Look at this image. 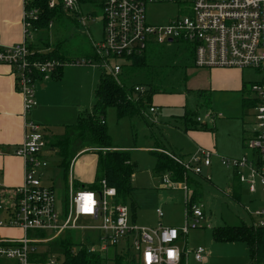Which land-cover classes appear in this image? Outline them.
I'll list each match as a JSON object with an SVG mask.
<instances>
[{
  "label": "built area",
  "instance_id": "1",
  "mask_svg": "<svg viewBox=\"0 0 264 264\" xmlns=\"http://www.w3.org/2000/svg\"><path fill=\"white\" fill-rule=\"evenodd\" d=\"M33 1L22 0L23 40L0 48V63L13 68L24 115L37 104V81L53 77L57 68L65 64L56 59L32 58L33 51L28 47L32 42L30 30L40 14ZM155 3H174L180 13L164 24H152L146 19V6ZM58 4L67 15L80 13L78 0H47L49 8ZM101 12L102 36L99 43L92 44L94 57L69 62L72 65L88 64L118 81L126 56L141 53L153 43L182 41L191 48L194 67L250 69L258 75L249 85L253 93L249 99L254 101L251 107L254 126L243 143L252 153L249 157L220 156L219 160L222 166L238 175L249 193L255 192L257 187L264 193V0H103ZM53 21L48 22V27ZM134 90L142 92L143 88L137 86ZM157 110L153 105L147 113ZM213 118L214 115L207 111L204 117L196 120L212 121ZM24 127L23 139L13 150L23 161V181L14 188L13 198L0 202V212L5 215L0 217V227L20 228L22 235L0 239V258L16 264H62L57 255H50L44 261H36L31 255L39 251L40 243L65 230L91 229L97 236L95 239L87 237L89 252L104 253L114 246L124 245L129 239L140 264H182L189 251L182 250L178 243L185 240L189 230L199 228L204 219L200 205L190 202V189L185 179L188 174L201 175L202 169L210 165L212 151L198 148L185 158L167 153L182 165L184 180L174 182L166 173L161 176V183L181 185L186 199L185 222L180 227H145L130 220L128 206L117 202L114 188L105 180H101L97 189L72 190L70 187L65 201L58 205L53 187L42 180L48 166L45 132L30 120H25ZM156 212L162 216L159 209ZM254 215L260 217L254 226L264 228V210H255ZM82 217L94 223L78 224ZM30 231H33L31 235ZM204 253L201 246L193 249L198 262L203 261Z\"/></svg>",
  "mask_w": 264,
  "mask_h": 264
},
{
  "label": "rangeland",
  "instance_id": "2",
  "mask_svg": "<svg viewBox=\"0 0 264 264\" xmlns=\"http://www.w3.org/2000/svg\"><path fill=\"white\" fill-rule=\"evenodd\" d=\"M179 11L174 3L149 4L146 6V19L152 24H164L178 15ZM101 14L96 2L86 1L80 4L79 14L72 13L68 15L70 18L60 22L54 19L53 25L42 31L30 30L32 42L38 44L41 39L48 41L51 47L60 44L63 50H69L65 51L68 54H64L65 64L61 78L49 79L44 89L36 90L37 97L39 95L42 97V100H39L40 114L36 121L43 125H55L52 128H42L48 143V151L45 153L48 166L44 170L42 180L45 185L53 187L58 205H62L68 195V183L73 180L71 176L76 175L74 169L77 164L90 161L84 166L89 172L91 161L94 159L93 152L82 153L71 162L68 173H64L56 150L49 146V139L51 134L62 133L65 125L75 123L78 110L79 112L92 110L93 91L101 73L100 69L88 64L72 65L69 62L86 61L93 57L90 56V53H93L92 44L99 43L102 36ZM147 55L157 66L153 73L154 78L158 77V83L162 88H172L173 92L168 95H154L152 103L159 105L157 106L159 111L148 114L146 110L143 113L144 117L117 118L115 109L107 108L105 126L112 143L129 149L131 161L136 164L132 182L134 189L130 200L126 202L129 208L131 202H134L132 215L129 211L130 215L135 217V223L139 226L157 227L160 224L180 227L185 222L186 214L184 190L181 185H164L161 183V176L154 175L155 159L146 150V146H150L151 150L165 153L173 150L171 151L173 153L186 154L194 150L195 143L188 132H185L181 125L176 124H179L178 120L181 119L185 108L191 112L197 110L194 115L196 117H204V111L200 108L196 109L201 100L196 95L201 80L193 69H185L193 66L191 48L185 42L153 43L147 48ZM242 76L249 82L247 83L249 93L248 91L247 93L251 98L253 93L249 84L258 75L253 70L244 69ZM209 106L214 111V122L209 121L208 125L210 128L214 125L217 134L216 154L230 158H238L242 155L249 157L252 152L242 147L241 141L238 145H233L228 134L232 132L233 135L238 130L242 118L247 123L248 131L251 132L254 126V112L251 106H243L240 97L230 99L220 93L210 94ZM47 131L49 133L46 134ZM200 176L204 177L202 193L194 203L200 205L204 219L200 221L199 228L188 231L185 236L186 241L180 240L178 243L182 250L189 251L182 264H252L248 247L243 241L215 238L213 230L219 226L239 225L242 222L257 223L260 217L254 215V211L264 210V193L259 187L253 193H249L243 187L239 199L230 196L228 191L232 169L222 166L215 155L211 156L210 165L202 169ZM73 190H75L74 186ZM156 209L162 212V216L157 215ZM93 223L84 217L78 221L80 225ZM74 232L79 240L86 243L88 236L94 239L97 236V233L95 234L91 229L74 230ZM197 246L205 250L201 262L196 261L193 256V249ZM120 247L118 245V248Z\"/></svg>",
  "mask_w": 264,
  "mask_h": 264
},
{
  "label": "trees",
  "instance_id": "3",
  "mask_svg": "<svg viewBox=\"0 0 264 264\" xmlns=\"http://www.w3.org/2000/svg\"><path fill=\"white\" fill-rule=\"evenodd\" d=\"M86 1H93L97 6L102 7L103 0H78L80 4ZM33 5L39 7L40 14L37 21L32 22V30L42 31L49 28L48 22L56 19L62 21L70 18L63 12L58 4L54 8H49L47 0H34ZM28 47L33 51V59L51 60L56 59L62 63L64 54L69 50H63L62 45L50 46L48 41L39 40L38 44L29 42ZM93 55L94 51L90 56ZM122 63V69L116 81L110 74L100 69V76L93 91L94 104L91 111L79 112L77 120L71 125H65L63 132L51 134L49 146L54 148L56 155L60 160V165L64 173H68L71 162L76 156L82 153L93 152L96 155L95 179L90 185L72 181L75 188L97 189L100 187L101 180H105L109 187L114 188L116 200L119 203L126 204L130 200L133 192V176L136 164L131 161L129 149L116 146L112 143L105 126V114L107 108H114L117 118L134 116L144 117L143 113L153 106L152 97L156 94H170L173 89H165L154 78L156 64L149 60L147 49L141 53L126 56ZM63 66L57 68L53 76L59 78L60 70ZM194 66H188L191 68ZM39 77V76H38ZM186 80V76H185ZM140 86L142 92L135 91L134 88ZM199 100L196 109L208 111L210 105V93L205 90L196 91ZM204 101V102H203ZM254 101L243 95L242 105L245 107L253 106ZM156 106V105H154ZM196 112H191L185 108L179 124L187 130H208L206 124H200L194 116ZM196 117V118H195ZM47 134V133H46ZM168 151V150H166ZM155 159L154 175L162 176L168 173L172 180L181 182L184 180V169L181 164L176 162L167 153L155 150H149ZM169 154L175 155L171 152ZM180 158L181 155L176 154ZM192 175V174H190ZM190 189V202H196L202 193V182L197 176L187 175ZM242 184L238 175L234 172L231 183V196L239 199ZM13 189L5 190L0 188V202H5L7 197L13 198ZM127 205V204H126ZM129 208V207H128ZM131 215L134 210V202H131ZM133 217V216H132ZM33 231H30L31 235ZM215 238L230 241H243L248 247L252 258V264H261L264 261V228L254 226L251 223L242 222L239 225H224L214 228ZM45 236L44 234H39ZM39 251L32 254V259L44 261L50 255H57L61 258L62 264H140L137 254L132 250L129 239H126L121 247L114 246L104 253L89 252L87 243L79 240L75 232L65 230L53 239L39 244ZM111 249V252L109 250ZM109 252V253H108ZM0 264H16L15 261L6 258H0Z\"/></svg>",
  "mask_w": 264,
  "mask_h": 264
},
{
  "label": "crops",
  "instance_id": "4",
  "mask_svg": "<svg viewBox=\"0 0 264 264\" xmlns=\"http://www.w3.org/2000/svg\"><path fill=\"white\" fill-rule=\"evenodd\" d=\"M22 13H23L22 0H0V48L19 43L23 40L24 33H23V25H22ZM189 69H193V71H195L196 76H198L199 80H201L200 88L199 90L196 89V91L205 90L208 91L210 94L220 93L228 96L230 99H232L233 97L236 98L240 97L241 102L243 95L247 96V98L249 99L248 96L249 91L247 86V83L249 82L245 81L242 76L244 69L222 68V67L219 68L191 67ZM62 74H63V67L60 70L59 78L53 76L49 79L52 78L60 79ZM49 79L37 81L35 88V99L37 101V104L34 108H32L24 115L21 95L19 94L15 86L13 68L10 65L0 63V188L2 189L14 190V188L19 186L23 181V161L19 156L14 155L13 150L17 145H19V143H21L23 139L25 120H30L40 125L42 128L43 127L52 128L55 126L53 124L43 125L38 123V121H36V118L40 114V111H38L39 100H42L41 95L37 97L36 90L44 89L46 87V81H48ZM154 105L159 106L157 105V103H155ZM157 111H159V109ZM208 111H210L214 115L213 113L214 111L211 108ZM77 112L79 113V110ZM206 112L207 111H204V114ZM215 114L220 115V113H215ZM240 120L241 123L240 126L238 127V130H236L233 133V135L232 132L229 133L228 137L230 138V141L233 145H238L239 141H241L242 147H244L243 144L244 140L250 134V132L248 131L249 129H247V123L243 120V118ZM153 121L155 120L153 119ZM208 122L209 121L199 122L200 124H206L208 130L185 131L188 132V134L192 138V141L195 143V147L192 152L186 154H184L183 152L180 153L175 152V153L185 158L191 155L192 153H194L198 148H203L212 151L213 152L212 156L215 155L218 158V161H220L219 160L220 155L216 154L217 143L215 136L217 134L214 130V125L213 128H210ZM176 125H180V124H176ZM46 133H49V131H47ZM146 150L147 151L151 150L150 146H146ZM89 162L85 161L79 163V165L77 164L76 168L74 169L76 175L75 177L71 176L73 180H76L79 183L86 185H90L91 183H93L95 179V170H96L95 154H94V159L91 161L92 163L91 169L88 172V169H84V166ZM233 174L234 171L232 170V177ZM232 177L230 182V188L228 191L230 196H231ZM197 178L201 180V182H203L202 180H204V177L202 176H197ZM73 180L69 181L68 190L71 187V182ZM243 187L244 186H242L241 189ZM71 188L73 190V185ZM11 196L7 197V200L10 199ZM4 216H5L4 213L0 212V217H4ZM130 220L134 224H136L134 216L132 217L130 215ZM250 223L253 225L256 224L253 221ZM167 226H172V225H167ZM145 227H154V226H145ZM21 235H22V230L20 228L0 227V239L12 238V237L17 238L20 237Z\"/></svg>",
  "mask_w": 264,
  "mask_h": 264
}]
</instances>
